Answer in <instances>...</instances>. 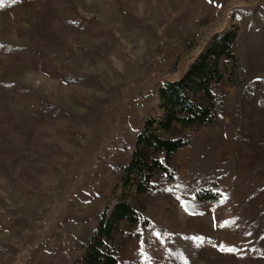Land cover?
Masks as SVG:
<instances>
[{
	"label": "rangeland",
	"instance_id": "374dc122",
	"mask_svg": "<svg viewBox=\"0 0 264 264\" xmlns=\"http://www.w3.org/2000/svg\"><path fill=\"white\" fill-rule=\"evenodd\" d=\"M47 6L86 28H72L54 16L50 26L62 44L43 46L35 66L0 53V80L33 89L70 113L39 119L28 129L6 126L0 116L6 144H0V264H72L83 255L79 243L92 234L100 210L123 196L121 167L131 159L137 133L146 119L162 117L160 88L180 80L228 32L236 33L234 52L242 60L245 85L259 94L248 106L237 103L240 118L231 129V112L222 103V124L175 131L219 146L220 159L233 161L238 177L257 171L260 190L252 208L263 256L245 264H264V0L31 1L0 11V39L24 45L25 33ZM220 67L225 78L214 89L233 97L238 87L229 80V61L222 59ZM49 71L74 80L64 82ZM188 154L180 149L172 162L182 178ZM162 179L158 173L154 180ZM126 200L154 225L153 234L141 239L136 227L121 224L114 242L119 264H165L167 237L202 239L211 232L214 243L199 251L200 264H239L229 240L216 233L208 207L191 215L168 194L147 198L133 191Z\"/></svg>",
	"mask_w": 264,
	"mask_h": 264
},
{
	"label": "trees",
	"instance_id": "16d2710c",
	"mask_svg": "<svg viewBox=\"0 0 264 264\" xmlns=\"http://www.w3.org/2000/svg\"><path fill=\"white\" fill-rule=\"evenodd\" d=\"M31 1L43 0H0V11L5 6H22ZM57 10L52 6L45 7L25 33L24 45L16 46L0 39V53L21 56L29 65L35 66L43 58V46L62 44L50 26L54 16L72 28L85 30L79 19L65 16ZM16 11L14 14L19 19L21 12L17 14ZM235 39V32L222 35L192 63L180 80L166 82L160 88L162 117L146 119L136 135L131 159L121 167L123 196L117 202L110 199L100 210L92 234L79 243L83 255L72 264H119L120 253L114 242L122 223L136 227L135 235L141 239L153 234L152 218L126 200L130 191L147 198L168 194L191 215H201L208 207L216 220V233L229 240L232 252L239 254V264H245L248 259L256 261L263 256L259 238L255 235L258 226L252 208V196L256 197L260 190L258 181H255L257 171L247 170L243 177H238L234 172V162L220 159L219 146H209L197 134L180 135L175 131L176 126L222 124L219 110L222 103L231 112V122L227 127L231 129L240 118L237 103L242 100L248 106L249 101L259 94L252 85H245L243 63L234 52ZM222 59L229 61V80L238 87L233 97L222 96L214 89L225 78L220 67ZM49 74L64 82L74 80L62 72L49 71ZM260 103L264 104V100L260 99ZM69 114L65 109L39 98L33 89L13 80H0V116L6 126L18 125L28 129L39 119L49 120ZM0 144L6 146L1 138ZM183 148H187L189 154L185 157L186 169L182 178L172 162ZM158 173H162L164 179L156 182L154 179ZM249 191L253 194L250 195ZM214 237L212 232L202 239L183 234L167 237L165 264H200L199 251L213 244Z\"/></svg>",
	"mask_w": 264,
	"mask_h": 264
},
{
	"label": "snow or ice",
	"instance_id": "6c2138e0",
	"mask_svg": "<svg viewBox=\"0 0 264 264\" xmlns=\"http://www.w3.org/2000/svg\"><path fill=\"white\" fill-rule=\"evenodd\" d=\"M232 249H228V251H231Z\"/></svg>",
	"mask_w": 264,
	"mask_h": 264
}]
</instances>
